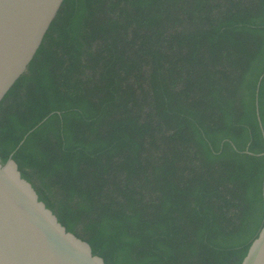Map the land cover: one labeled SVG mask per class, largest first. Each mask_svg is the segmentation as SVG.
Masks as SVG:
<instances>
[{
  "label": "trees",
  "instance_id": "1",
  "mask_svg": "<svg viewBox=\"0 0 264 264\" xmlns=\"http://www.w3.org/2000/svg\"><path fill=\"white\" fill-rule=\"evenodd\" d=\"M10 154L108 264H240L264 225V0H63L0 102Z\"/></svg>",
  "mask_w": 264,
  "mask_h": 264
},
{
  "label": "water",
  "instance_id": "2",
  "mask_svg": "<svg viewBox=\"0 0 264 264\" xmlns=\"http://www.w3.org/2000/svg\"><path fill=\"white\" fill-rule=\"evenodd\" d=\"M63 0H0V102L27 69ZM0 264H108L0 159ZM240 264H264V225Z\"/></svg>",
  "mask_w": 264,
  "mask_h": 264
}]
</instances>
